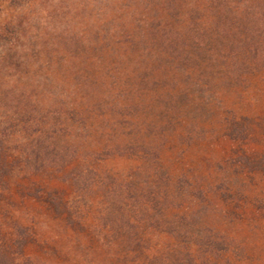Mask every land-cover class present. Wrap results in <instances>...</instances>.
I'll list each match as a JSON object with an SVG mask.
<instances>
[{"label":"rangeland","instance_id":"obj_1","mask_svg":"<svg viewBox=\"0 0 264 264\" xmlns=\"http://www.w3.org/2000/svg\"><path fill=\"white\" fill-rule=\"evenodd\" d=\"M12 1L0 0V105L94 104L99 127L69 120L61 139L158 138L171 186L154 182L170 188L167 205L140 214L134 244L99 223V193L84 219L67 206L83 167L151 186L142 155L14 173L0 186L5 249L18 224L25 257L50 264H149L172 249L182 264H264V0ZM226 59L238 66L217 65Z\"/></svg>","mask_w":264,"mask_h":264},{"label":"trees","instance_id":"obj_2","mask_svg":"<svg viewBox=\"0 0 264 264\" xmlns=\"http://www.w3.org/2000/svg\"><path fill=\"white\" fill-rule=\"evenodd\" d=\"M33 0H13V5L21 9ZM5 35L0 34V47L6 43ZM217 65L232 69L238 66L236 61L223 60ZM1 98V94H0ZM104 113H98L95 105L72 106L55 108L54 106L38 107L14 112L5 105H0V186L3 187L5 177L14 173L30 175L49 169H61L75 159H93L102 161L111 157L142 155L147 160V168L151 170L153 184L140 186L117 175L101 173L96 169L83 167L73 174L75 187L73 197L68 203L67 210L75 220L84 219L89 211L88 196L100 194L101 204L98 211V221L105 230L120 233V240L137 244L139 241L138 220L140 214L155 210L161 205L166 206L170 188L154 186L164 180L171 186V179L160 177L155 162L159 160L158 138L147 139V145L134 146L126 144L110 147L103 145L102 137L94 142L92 148H86L83 143L73 145L61 139V132L67 127V121L89 125L94 129L99 127L97 119H103ZM150 127V126H149ZM99 140V141H98ZM15 164L13 165V161ZM150 165V166H148ZM154 165V166H153ZM159 181V182H158ZM145 216V215H143ZM141 220V219H140ZM15 250H6L0 242V264H50L25 257L23 247L27 241L24 227L12 225ZM107 230V231H108ZM119 230V231H118ZM211 247V243L207 244ZM181 253L172 249L169 254L156 256L149 264H182ZM191 260V256L186 255Z\"/></svg>","mask_w":264,"mask_h":264}]
</instances>
